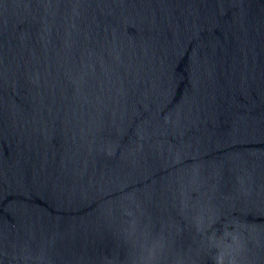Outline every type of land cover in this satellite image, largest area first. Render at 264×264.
Returning <instances> with one entry per match:
<instances>
[{
    "label": "water",
    "instance_id": "95a60500",
    "mask_svg": "<svg viewBox=\"0 0 264 264\" xmlns=\"http://www.w3.org/2000/svg\"><path fill=\"white\" fill-rule=\"evenodd\" d=\"M0 264H264V0H0Z\"/></svg>",
    "mask_w": 264,
    "mask_h": 264
}]
</instances>
